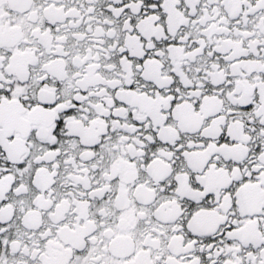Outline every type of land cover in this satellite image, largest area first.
Returning a JSON list of instances; mask_svg holds the SVG:
<instances>
[{
	"label": "snow or ice",
	"instance_id": "6c2138e0",
	"mask_svg": "<svg viewBox=\"0 0 264 264\" xmlns=\"http://www.w3.org/2000/svg\"><path fill=\"white\" fill-rule=\"evenodd\" d=\"M0 264H264V0H0Z\"/></svg>",
	"mask_w": 264,
	"mask_h": 264
}]
</instances>
